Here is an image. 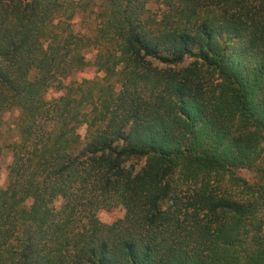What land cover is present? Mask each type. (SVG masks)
<instances>
[{
	"label": "trees",
	"instance_id": "16d2710c",
	"mask_svg": "<svg viewBox=\"0 0 264 264\" xmlns=\"http://www.w3.org/2000/svg\"><path fill=\"white\" fill-rule=\"evenodd\" d=\"M5 147L0 264H264V0H0Z\"/></svg>",
	"mask_w": 264,
	"mask_h": 264
},
{
	"label": "rangeland",
	"instance_id": "374dc122",
	"mask_svg": "<svg viewBox=\"0 0 264 264\" xmlns=\"http://www.w3.org/2000/svg\"><path fill=\"white\" fill-rule=\"evenodd\" d=\"M74 21H75V29L77 30L90 32L92 30V27L94 26V22L91 21L90 18L86 19L80 15L77 16ZM85 53H86V58L92 61L94 58L95 51L89 48L86 50ZM100 74L101 73L98 72L94 66L89 65L73 73L72 75L68 76L65 79V83H68L73 80H81L84 78L92 79ZM62 92L63 91H58L54 88H50L46 93V97L47 99H51L53 97L59 96ZM18 114L19 111L17 109H13L4 115L3 135L7 143L12 141V139L16 138L14 123L17 119ZM85 130H86V125H82L79 127L78 132L83 136L85 134ZM11 158L12 156L9 148L5 147L2 155V167L0 172V187L2 188H5L7 184V166L10 163ZM260 167L264 168V156L260 162ZM237 173L239 176L245 178L249 182H263L264 180V175L253 168L252 169L240 168L237 170ZM59 205H60V201H57L55 203V206L58 207ZM117 213H118L117 210L101 209L98 211L97 215L102 222L111 223L117 216Z\"/></svg>",
	"mask_w": 264,
	"mask_h": 264
}]
</instances>
